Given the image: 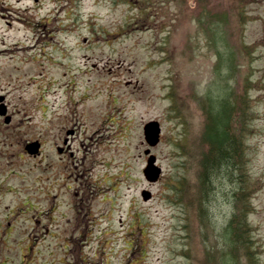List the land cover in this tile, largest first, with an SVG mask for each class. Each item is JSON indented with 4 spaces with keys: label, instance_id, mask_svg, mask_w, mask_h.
Here are the masks:
<instances>
[{
    "label": "rangeland",
    "instance_id": "1",
    "mask_svg": "<svg viewBox=\"0 0 264 264\" xmlns=\"http://www.w3.org/2000/svg\"><path fill=\"white\" fill-rule=\"evenodd\" d=\"M5 1L0 12L5 6L11 14L0 18L7 46L0 93H7L14 120L22 119L16 130L42 133L50 160L41 173L35 158L9 144L6 127L0 187L14 203L36 201L40 186L54 184L58 255L81 254L92 264H227L222 230L243 206L249 239L237 245L231 264H264V0H40L45 27L35 28L28 23L32 13L37 20L31 0ZM54 80L64 84L60 95ZM223 96L247 106L236 124L245 128L242 168L233 186L214 181L208 226L200 211V160L207 152L200 103ZM151 119L161 126L151 148L162 167L157 182L142 174L143 124ZM70 129L74 155L65 158L53 144ZM235 186L245 194L234 195ZM74 189L83 195L75 209ZM234 196L235 209L228 203ZM79 232L87 237L64 256L63 238Z\"/></svg>",
    "mask_w": 264,
    "mask_h": 264
},
{
    "label": "flooded vegetation",
    "instance_id": "2",
    "mask_svg": "<svg viewBox=\"0 0 264 264\" xmlns=\"http://www.w3.org/2000/svg\"><path fill=\"white\" fill-rule=\"evenodd\" d=\"M35 1L37 0H33L32 2L34 3ZM4 3H6L5 0H0V4ZM34 4L33 9L37 8L36 3ZM8 8L10 9V7ZM4 9H1L0 18H6L11 14L9 13L7 15ZM32 17L35 25H37L33 13ZM3 24L10 26L11 22L6 20ZM5 47V41L3 39L0 40V55L7 51ZM3 95L1 102L5 104L7 113L10 115V120L3 122L4 128L0 125V134L8 127L7 129L10 130L7 134L9 144L16 148L20 147L28 157L35 158L38 168L42 173L43 163H47L50 160L48 146L47 151L45 150V143L47 141H45L44 136L40 132L35 133L31 137H27L26 134L28 131L21 132L15 129L19 125L21 126L22 119L17 118L14 120L15 113L9 109L7 93H3ZM71 131L73 132V130ZM30 141H37L39 143V152L36 155L30 154L26 150V144ZM68 142L69 136H64L62 138V144H53L59 156L63 155L65 158H69L74 155V151L70 148ZM45 160L47 161L45 162ZM52 162V166H54V160ZM51 176L52 174L47 175V179H50ZM80 185H82V182ZM2 189L0 187V264H76L75 257L69 259L58 255V233L54 223L55 218L52 214L57 206V195L52 192L54 184L47 186L46 189L44 186H40V194L37 196L36 201L24 197L13 203L11 200H5ZM7 190L11 189L8 188ZM73 194L78 196V201L76 202L74 200L72 202V207L75 209L83 200V195L81 196V191L77 189L73 190ZM41 202H45V205ZM80 209L81 211H79ZM80 209L78 210L80 212L79 216L83 221L87 214L83 213L82 206ZM79 224L80 222H78ZM75 230L76 223L74 222L72 232ZM74 244L75 240L72 235L63 238L62 250L64 256L74 251ZM72 245L74 247H71Z\"/></svg>",
    "mask_w": 264,
    "mask_h": 264
},
{
    "label": "trees",
    "instance_id": "3",
    "mask_svg": "<svg viewBox=\"0 0 264 264\" xmlns=\"http://www.w3.org/2000/svg\"><path fill=\"white\" fill-rule=\"evenodd\" d=\"M239 101L240 98L232 99L223 96L207 99L204 104L200 103V108L207 114L206 126L202 134V141L206 144L207 152L202 155L199 172L200 211L208 226L213 225L208 201L216 191L214 181L233 186L238 178L236 172H240L242 168L240 165L244 149L242 135L245 128L244 125L237 128L236 124L240 118L238 112L242 110V114H247L246 111L243 113V108L245 109L247 106L241 109ZM238 186L234 188V195L241 193V188ZM243 193L245 194L244 191ZM243 193L241 194L243 195ZM234 198V200L227 201L229 205L233 206V209L237 208L240 202L238 197L234 196ZM245 215L246 211L242 206L238 212H233L225 221L226 224L222 230L224 250L221 251V255L224 256L225 253H228V260L224 261L227 264L232 263L237 245L248 243L247 231L249 227Z\"/></svg>",
    "mask_w": 264,
    "mask_h": 264
},
{
    "label": "water",
    "instance_id": "4",
    "mask_svg": "<svg viewBox=\"0 0 264 264\" xmlns=\"http://www.w3.org/2000/svg\"><path fill=\"white\" fill-rule=\"evenodd\" d=\"M0 111L3 112L1 109ZM143 129H144V137L146 141L151 145H155L159 140V134H160V126L158 121L156 120L148 121L147 123H145ZM148 151L149 150H145L146 153ZM147 161H148V165L144 169V174L147 177V179L156 180L161 170L159 167L154 165L155 156L151 155ZM142 195L144 199H148L150 197V192L144 190L142 191Z\"/></svg>",
    "mask_w": 264,
    "mask_h": 264
},
{
    "label": "bare ground",
    "instance_id": "5",
    "mask_svg": "<svg viewBox=\"0 0 264 264\" xmlns=\"http://www.w3.org/2000/svg\"><path fill=\"white\" fill-rule=\"evenodd\" d=\"M24 47L29 49L32 46L31 45H25ZM66 48H67V53L65 55V61H66L67 67L70 68V66L72 65V61H71V58H72V53H71L72 46H71V43H70L69 39L67 40ZM53 62L55 63L54 65H56V66L61 65V63L57 62V60H54ZM85 76H86V72L84 70H82L81 73H80V76H79V80L82 81V79ZM54 87H55V91L58 92L59 95L64 92V84H63V82L61 80H54Z\"/></svg>",
    "mask_w": 264,
    "mask_h": 264
}]
</instances>
